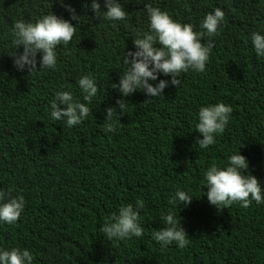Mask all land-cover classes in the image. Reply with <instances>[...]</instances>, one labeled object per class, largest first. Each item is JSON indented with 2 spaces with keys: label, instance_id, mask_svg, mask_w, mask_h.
<instances>
[{
  "label": "trees",
  "instance_id": "trees-1",
  "mask_svg": "<svg viewBox=\"0 0 264 264\" xmlns=\"http://www.w3.org/2000/svg\"><path fill=\"white\" fill-rule=\"evenodd\" d=\"M119 2L128 17L113 26L96 17L91 0H0V190L25 200L15 224H0V247L28 248L34 264H264V204L217 209L202 195L206 168L225 163L238 148L264 187V60L249 39L264 30V0ZM146 3L195 31H202L201 20L217 7L225 20L217 36L202 37L214 44L205 72L182 73L180 86L159 74L149 83L169 81L163 95L137 91L125 97L124 112L114 117L116 131L106 132L105 110L121 99L111 84L119 83L124 70L123 52L136 51L135 32L148 29ZM65 5L80 22L71 20ZM50 12L76 26L72 41L57 47L55 69H18L15 60L24 46L15 47L12 25ZM84 75L99 85L88 117L74 127L52 120L57 91L71 89L84 102L77 84ZM218 102L232 106L229 124L214 145L201 150L198 110ZM177 187L195 197L175 209L190 243L161 248L152 233L164 227L160 217L172 207L169 197ZM137 201L143 202L142 237L109 241L101 226L121 206L135 210Z\"/></svg>",
  "mask_w": 264,
  "mask_h": 264
},
{
  "label": "clouds",
  "instance_id": "clouds-1",
  "mask_svg": "<svg viewBox=\"0 0 264 264\" xmlns=\"http://www.w3.org/2000/svg\"><path fill=\"white\" fill-rule=\"evenodd\" d=\"M64 5V0H59ZM129 3L130 0H127ZM71 14V20L79 21L75 9L65 5ZM96 17L111 22H125L128 11L125 4L119 0H91L90 6ZM148 19V29L137 30L134 34L136 51L123 52L121 62L124 70L121 72L118 84H111L113 89L121 93V99L116 101L117 107H108L105 120L108 121L105 131L115 132L114 117H119L126 108V99L137 91H145L146 95L156 98L163 95V90L169 81L160 80L155 86L159 74L171 75L170 83L180 86V76L190 70L203 73L209 62L214 46L211 39L202 42V37H215L222 30L225 12L217 7L206 14L200 22L202 31H195L194 25L182 23L174 19L167 11L150 3L144 4ZM76 33V26L70 20L57 16L52 12L42 14L35 22L19 19L11 28V37L15 47L24 46L23 54L15 60V66L23 70L28 67L29 73L42 70H52L58 65L57 47L67 45ZM250 42L258 59L264 60V30L253 31ZM40 53V70L36 68V57ZM83 94V101L76 99L73 91L59 90L50 105V118L62 122L67 127H74L85 120L91 109L89 104L97 97L99 85L95 77L84 75L77 81ZM62 106V107H61ZM119 110V111H118ZM233 108L229 104L218 102L201 106L198 110L196 132L199 134L196 145L201 150H207L217 142V137L224 133L229 124ZM238 150L233 151L223 164L212 163L203 173L202 185L207 192L210 205L217 209L230 208L239 204L248 208L253 202L264 204V187L262 182L249 172V161ZM195 197L190 191L177 187L169 197L172 205L166 213L161 214L164 227L152 233L153 239L161 248L175 244L178 248H186L190 241L181 220L177 217L176 208L188 206ZM142 201L134 206H121L113 213L110 220L101 226V233L109 241H124L133 237H142L144 227L141 223L140 210ZM25 209L23 196H13L10 192L0 190V224H15ZM0 264H34V255L28 248L0 247Z\"/></svg>",
  "mask_w": 264,
  "mask_h": 264
}]
</instances>
